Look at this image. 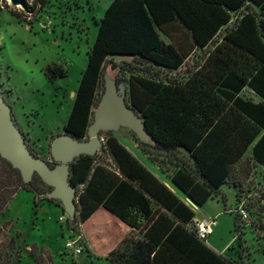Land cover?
<instances>
[{
	"label": "trees",
	"instance_id": "obj_1",
	"mask_svg": "<svg viewBox=\"0 0 264 264\" xmlns=\"http://www.w3.org/2000/svg\"><path fill=\"white\" fill-rule=\"evenodd\" d=\"M32 3L39 12L47 0ZM97 27L63 133L87 138L110 67L152 142L130 133L133 140L196 207L219 195L224 202L223 185L241 192L235 166L249 148L253 164L264 171V0H112ZM197 51V60L180 74ZM43 72L49 82L66 77L57 64ZM99 136L102 148L69 166L75 213L68 230L80 234L103 209L131 231L107 253L111 264H237L196 237L194 211L111 132ZM1 160L16 182L12 191L0 192V215L17 190L50 189L35 174L24 183ZM234 214L236 225L240 216ZM36 260L42 264L41 255Z\"/></svg>",
	"mask_w": 264,
	"mask_h": 264
},
{
	"label": "rangeland",
	"instance_id": "obj_2",
	"mask_svg": "<svg viewBox=\"0 0 264 264\" xmlns=\"http://www.w3.org/2000/svg\"><path fill=\"white\" fill-rule=\"evenodd\" d=\"M111 1L47 0L37 12L32 0H24L26 5H32L31 11L12 6L9 0H0V94L10 106L32 154L44 158L51 167L54 163L48 146L55 135L63 132L70 114L86 66V53L97 31L94 18H101V8L108 7ZM12 13L18 14L22 21ZM200 53L192 54L185 67L194 64ZM51 64L62 66L66 77L49 82L43 71ZM105 73L113 80L114 70L107 67ZM118 138L122 140L119 134ZM35 139L43 145L42 154L33 148ZM234 178L241 192L232 185H224V202L221 195L215 197L195 211L196 218L215 220L208 244L213 247L228 243L232 261L264 264V171L253 164L250 149L236 164ZM15 182V174L0 159V192L12 191ZM40 190L50 191L42 186L35 192L17 190L2 211L0 264H37L38 255L42 264H51L48 255L52 264H111L106 255L118 228L100 215L84 225L85 239L81 228L77 234L60 220L67 216L61 202L38 194ZM242 198L246 199L244 207L249 211V223L237 220L234 225V212ZM74 239L83 247L77 256L64 248L67 240Z\"/></svg>",
	"mask_w": 264,
	"mask_h": 264
},
{
	"label": "water",
	"instance_id": "obj_3",
	"mask_svg": "<svg viewBox=\"0 0 264 264\" xmlns=\"http://www.w3.org/2000/svg\"><path fill=\"white\" fill-rule=\"evenodd\" d=\"M9 3L24 8L22 0H9ZM125 98L124 83L117 84L104 73L103 92L92 112L87 138L76 139L66 133L54 136L48 146L50 159L54 163L51 167L44 158L31 153L14 121L10 106L0 94V158L19 172L24 183L30 182L34 174L37 175L50 188L41 195L59 200L70 222L75 213V188L68 180L70 163L81 155L91 156L99 151L103 146L100 133L127 129L138 141L146 144L152 142L139 116L126 105Z\"/></svg>",
	"mask_w": 264,
	"mask_h": 264
},
{
	"label": "crops",
	"instance_id": "obj_4",
	"mask_svg": "<svg viewBox=\"0 0 264 264\" xmlns=\"http://www.w3.org/2000/svg\"><path fill=\"white\" fill-rule=\"evenodd\" d=\"M109 5V4H108ZM107 6L101 8V12L100 13V17L103 16L104 14V11L106 9ZM234 18L233 17L231 19V21L229 22L228 25H230L233 21H234ZM100 19V18H99ZM97 18H94L95 20V23H96V27H97V22L98 20ZM98 28V27H97ZM97 32V31H96ZM96 36V34H95ZM164 40L167 42V39L165 37H163ZM95 39V37H94ZM94 42V40H93ZM92 42V43H93ZM92 45V44H91ZM186 62L185 64L179 69V72L181 71V69H185L186 67ZM180 74H183V73H180ZM63 133V132H62ZM113 134V136H115L117 138V140L146 168L148 169L157 179H159L170 191H172L180 200H182L187 206H189L195 213V211H200V208L196 207L191 201H189L187 198H185L180 192L179 190H177V188L170 182L169 178L167 177V175H165L163 172L160 171V169L158 168V166L156 164H154L153 162H151L149 160V158L147 157V155L143 154L137 143L133 140L132 136H131V132L128 131L127 129H119L118 131L116 132H111ZM118 134L121 136L122 140H120L118 138ZM30 135L32 136V131H30ZM58 135V134H57ZM56 136V135H55ZM43 145L40 143V140H36L35 139V142L33 143V148L35 151H41L40 154H42V150H41V147ZM250 149V148H249ZM98 152V151H97ZM96 152V153H97ZM224 186V185H223ZM222 186V187H223ZM222 187H221V193L222 195L225 196L224 192L222 191ZM214 199V198H213ZM213 199H209L206 203H209L211 200ZM205 203V204H206ZM196 210H195V208ZM203 207V206H202ZM104 216L106 217V219H108L111 223H113L117 228H118V233H115V240H114V243L112 244L110 250L115 247L119 241L124 237L126 236L127 234H129L131 231L125 227L124 225L120 224L115 218H113L111 215H109L107 212H105L103 209H98L90 218L87 222H90V221H95L96 219L95 218H98V216ZM195 218H196V215H195ZM198 218H202V217H198ZM207 218H210V217H207ZM86 222V223H87ZM85 223V224H86ZM83 224L81 226V232H82V236L86 239L85 235L83 234V229H84V225ZM213 232V230H212ZM212 234V233H211ZM210 234V235H211ZM209 243V240H207L205 242V245L210 248L213 252L217 253V254H222L225 258L231 260V257H230V253H229V248L227 247L228 246V243H225L224 245H221V246H216L214 245L213 247L211 245L208 244ZM88 244V242H87ZM232 261V260H231Z\"/></svg>",
	"mask_w": 264,
	"mask_h": 264
},
{
	"label": "built area",
	"instance_id": "obj_5",
	"mask_svg": "<svg viewBox=\"0 0 264 264\" xmlns=\"http://www.w3.org/2000/svg\"><path fill=\"white\" fill-rule=\"evenodd\" d=\"M100 140L103 143L102 137H100ZM245 204H246V199L242 198V200L240 201L239 205L237 206V208L235 210V212H237L240 216L239 221L243 224L249 223L247 210L244 207ZM195 210H196V208H195ZM60 220L63 222H66L67 217L66 216L61 217ZM193 224H194V230H195L196 237L200 241L206 242L207 238L212 233L213 227L215 226V220L211 219V218H207V217L194 218ZM64 248H65V250L70 251L75 256L80 255L83 251V247L80 245V243L76 239L67 240L64 243Z\"/></svg>",
	"mask_w": 264,
	"mask_h": 264
},
{
	"label": "flooded vegetation",
	"instance_id": "obj_6",
	"mask_svg": "<svg viewBox=\"0 0 264 264\" xmlns=\"http://www.w3.org/2000/svg\"><path fill=\"white\" fill-rule=\"evenodd\" d=\"M34 155V154H33Z\"/></svg>",
	"mask_w": 264,
	"mask_h": 264
}]
</instances>
